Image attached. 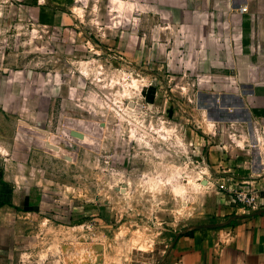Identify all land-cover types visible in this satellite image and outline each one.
<instances>
[{
  "label": "rangeland",
  "instance_id": "obj_1",
  "mask_svg": "<svg viewBox=\"0 0 264 264\" xmlns=\"http://www.w3.org/2000/svg\"><path fill=\"white\" fill-rule=\"evenodd\" d=\"M171 29L127 0H0V75L51 82L37 170L74 213L23 227L14 264H157L183 222L207 221L215 193L198 179L223 165L206 158L207 102Z\"/></svg>",
  "mask_w": 264,
  "mask_h": 264
},
{
  "label": "crops",
  "instance_id": "obj_2",
  "mask_svg": "<svg viewBox=\"0 0 264 264\" xmlns=\"http://www.w3.org/2000/svg\"><path fill=\"white\" fill-rule=\"evenodd\" d=\"M127 1L186 37L188 48L181 37L172 44L189 51L190 74L201 85L196 93L207 102L206 158L223 165L198 179L215 193L207 221L183 222L157 264H264V0ZM52 108L49 80L27 71L0 75V201H8L0 206V264L18 260L23 227L73 217L53 204L46 173L37 170L51 147ZM235 141L240 151L231 149ZM234 162L237 170L224 169ZM243 188L256 191L255 208L234 200Z\"/></svg>",
  "mask_w": 264,
  "mask_h": 264
},
{
  "label": "built area",
  "instance_id": "obj_3",
  "mask_svg": "<svg viewBox=\"0 0 264 264\" xmlns=\"http://www.w3.org/2000/svg\"><path fill=\"white\" fill-rule=\"evenodd\" d=\"M234 194V200L236 202L249 209L255 208L256 199L258 197V195H256V191L243 188L237 190Z\"/></svg>",
  "mask_w": 264,
  "mask_h": 264
},
{
  "label": "trees",
  "instance_id": "obj_4",
  "mask_svg": "<svg viewBox=\"0 0 264 264\" xmlns=\"http://www.w3.org/2000/svg\"><path fill=\"white\" fill-rule=\"evenodd\" d=\"M7 203H8V201H0V206L4 205V204H7Z\"/></svg>",
  "mask_w": 264,
  "mask_h": 264
},
{
  "label": "water",
  "instance_id": "obj_5",
  "mask_svg": "<svg viewBox=\"0 0 264 264\" xmlns=\"http://www.w3.org/2000/svg\"><path fill=\"white\" fill-rule=\"evenodd\" d=\"M130 107H132V104H130ZM206 183L205 181L202 182V184Z\"/></svg>",
  "mask_w": 264,
  "mask_h": 264
}]
</instances>
